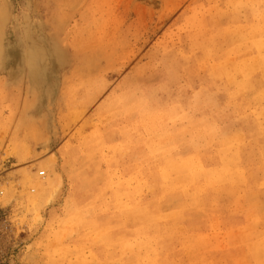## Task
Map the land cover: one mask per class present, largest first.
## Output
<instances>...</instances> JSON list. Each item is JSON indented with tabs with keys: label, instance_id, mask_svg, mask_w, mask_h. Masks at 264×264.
Instances as JSON below:
<instances>
[{
	"label": "rangeland",
	"instance_id": "1",
	"mask_svg": "<svg viewBox=\"0 0 264 264\" xmlns=\"http://www.w3.org/2000/svg\"><path fill=\"white\" fill-rule=\"evenodd\" d=\"M0 264H264V0H0Z\"/></svg>",
	"mask_w": 264,
	"mask_h": 264
},
{
	"label": "bare ground",
	"instance_id": "2",
	"mask_svg": "<svg viewBox=\"0 0 264 264\" xmlns=\"http://www.w3.org/2000/svg\"><path fill=\"white\" fill-rule=\"evenodd\" d=\"M54 184H53V181L52 180H40V181H38L37 183H36V191H35V193H33V194H30V195H28L27 197H26V200H27V208L29 207V208H37L36 206L40 203V202H42V201H44V202H47L48 200H49V195H48V191L49 190H51L50 188L53 186ZM199 186V185H198ZM34 189V190H35ZM201 189V188H200ZM15 191V190H14ZM54 191V190H53ZM183 191V190H182ZM186 191V190H185ZM203 191V190H202ZM188 193V192H187ZM191 193H193V192H191ZM198 193V192H197ZM15 194V193H14ZM195 194V193H194ZM13 194H11V196H12ZM51 195V194H50ZM9 196V195H8ZM191 196H192V194H191ZM50 198H51V196H50ZM193 198V197H192ZM23 200V199H22ZM133 200V199H132ZM4 201V200H3ZM19 201H21V200H19ZM19 201H17V202H19ZM7 202V201H6ZM6 202H4V203H6ZM22 203V202H21ZM133 204V203H132ZM21 206V205H20ZM137 206V205H136ZM28 208V209H29ZM139 208V207H138ZM131 209V208H130ZM135 210V209H134ZM137 210V209H136ZM143 210V209H142ZM130 211V210H129ZM131 211H132V209H131ZM130 211V213H132ZM128 212V211H127ZM134 213V212H133ZM171 213H172V211H171ZM137 214V213H136ZM135 214V215H136ZM134 215V214H133ZM25 226V225H24ZM153 228H154V226H152ZM150 230H152L151 228H150ZM143 232V231H142ZM163 232V231H162ZM164 237V236H163ZM167 237V236H166ZM168 238V237H167ZM260 247V246H259ZM258 250V249H257ZM140 256V255H139ZM144 261V260H143Z\"/></svg>",
	"mask_w": 264,
	"mask_h": 264
}]
</instances>
